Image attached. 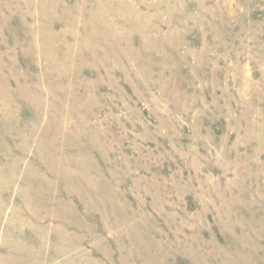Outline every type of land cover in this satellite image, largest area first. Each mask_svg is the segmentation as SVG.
<instances>
[{"label": "rangeland", "instance_id": "obj_1", "mask_svg": "<svg viewBox=\"0 0 264 264\" xmlns=\"http://www.w3.org/2000/svg\"><path fill=\"white\" fill-rule=\"evenodd\" d=\"M0 264H264V0H0Z\"/></svg>", "mask_w": 264, "mask_h": 264}]
</instances>
